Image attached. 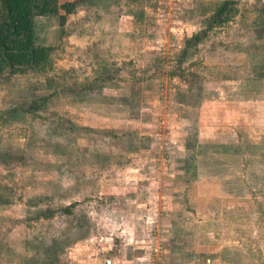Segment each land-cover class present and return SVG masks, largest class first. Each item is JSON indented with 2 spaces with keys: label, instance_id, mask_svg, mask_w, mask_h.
<instances>
[{
  "label": "rangeland",
  "instance_id": "obj_1",
  "mask_svg": "<svg viewBox=\"0 0 264 264\" xmlns=\"http://www.w3.org/2000/svg\"><path fill=\"white\" fill-rule=\"evenodd\" d=\"M219 1L33 18L50 61L0 76V264H264V138L231 132L260 126L264 0L207 28Z\"/></svg>",
  "mask_w": 264,
  "mask_h": 264
},
{
  "label": "trees",
  "instance_id": "obj_2",
  "mask_svg": "<svg viewBox=\"0 0 264 264\" xmlns=\"http://www.w3.org/2000/svg\"><path fill=\"white\" fill-rule=\"evenodd\" d=\"M211 9L205 20L207 28L227 23L238 11L237 1L221 0L214 3ZM260 10L264 14V4ZM58 12L59 0H0V76L5 71L33 70L41 62L50 61L48 55L51 48L34 42L33 18L37 15H57ZM199 40L198 34H194L186 39V45L195 46Z\"/></svg>",
  "mask_w": 264,
  "mask_h": 264
},
{
  "label": "crops",
  "instance_id": "obj_3",
  "mask_svg": "<svg viewBox=\"0 0 264 264\" xmlns=\"http://www.w3.org/2000/svg\"><path fill=\"white\" fill-rule=\"evenodd\" d=\"M264 74V73H263ZM243 85H245V86H247V88L245 89V90H247V91H250V89H258V90H261L262 89V87L264 86V77H262V86L260 85V83H248L247 85L246 84H242V86ZM259 87V88H258ZM261 87V88H260ZM264 89V88H263ZM262 89V90H263ZM238 96V98H239V95H237ZM251 96V97H250ZM253 97H255V96H253ZM256 97H259L260 99H258V98H256ZM255 98H254V101L256 102V100H257V103L259 102L260 103V105H259V111L258 112H256V113H258L257 115L259 116V119H257L258 121H259V125L261 126H259V129H253V130H251V126H252V124H251V115H252V111H250L249 113H247V115L249 114V118H246L247 119V122L249 123L248 125H246V124H243L244 122L243 121H238L239 123H238V127H236V128H234V129H232V133H234V134H236V135H238V136H240L241 138H248V139H246L245 140V142H248V143H257V142H252V141H250V137H253L254 136V132H257V133H259L258 135H259V141L260 142H262V137L264 138V104H262L264 101H262V93L261 94H259V95H257ZM252 98V95L251 94H249L248 95V97H247V99H245V98H242L241 100L240 99H236L235 98V100H238V102L237 103H242L243 105L244 104H246L247 106H248V104H250L251 102H253V100L251 99ZM252 100V101H251ZM249 110H250V108H249ZM248 110V111H249ZM247 111H245V109H244V112H243V114H245ZM254 112V111H253ZM254 116V115H253ZM253 118H255V117H253ZM256 119V118H255ZM245 120V119H244ZM242 124V125H241ZM254 124V123H253ZM228 131L230 132V130L228 129ZM191 262V261H190ZM184 264H185V262H184ZM188 264H194V263H188ZM206 264H212L208 259H207V261H206Z\"/></svg>",
  "mask_w": 264,
  "mask_h": 264
},
{
  "label": "water",
  "instance_id": "obj_4",
  "mask_svg": "<svg viewBox=\"0 0 264 264\" xmlns=\"http://www.w3.org/2000/svg\"><path fill=\"white\" fill-rule=\"evenodd\" d=\"M106 263L109 264L110 263V260H106Z\"/></svg>",
  "mask_w": 264,
  "mask_h": 264
}]
</instances>
